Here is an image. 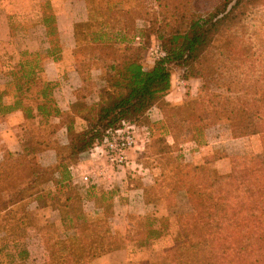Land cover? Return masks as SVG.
<instances>
[{
  "label": "rangeland",
  "instance_id": "obj_1",
  "mask_svg": "<svg viewBox=\"0 0 264 264\" xmlns=\"http://www.w3.org/2000/svg\"><path fill=\"white\" fill-rule=\"evenodd\" d=\"M27 1L0 0V16L7 10V12L11 13V18H13V29L10 30L7 41L2 43L0 47V92L4 91L8 97L7 100L10 103L20 101L22 107L31 108L35 111L36 107L43 103L39 93L44 88V83L52 84L53 89H83L81 96L91 94L93 89H102V91L107 89L109 85L103 68L96 62H86L81 51L75 46L72 54L74 62L68 61L63 69H59V74H57L59 78L53 77V80L49 82L42 74L38 78L39 81L30 85V92L27 95L23 92H17L16 84H23L24 82V79L21 78L22 74H17L20 64L33 60L36 55H39V57L36 59L35 64H40L43 68L46 62L44 48L36 51L35 45L31 47L22 42L23 39L24 41H29L28 39L32 35L39 36V32L35 29L37 22V15L34 10L35 5L32 7L31 4L34 0L29 3ZM254 1V5L250 7L252 12L250 20L246 21V24H249L246 28L247 33L257 34L255 45L260 49V51L257 50V59L259 60H255L252 52H250L247 61L254 63L255 71L252 74H256L259 77L257 78L259 82L264 85V0ZM120 2L125 10H130L129 25H132L135 29V32L132 35L130 34L127 39L135 36L136 39H133L131 45L134 49H137L136 54L140 57L143 68L145 70L151 69L157 61L165 57V52L162 48L163 43L157 38V31L160 28L163 16L160 14L155 0H120ZM198 3L200 4L198 6L199 9L202 11L204 3L202 0H199ZM111 4H114V1H111ZM24 32L29 34L27 39L23 37ZM66 48L64 45L63 49ZM90 48L92 47H85L87 52L91 51ZM118 54L123 57L127 56V54L122 52ZM30 56L33 57L30 58ZM35 64H31L30 70H33ZM237 65L241 64L237 63ZM209 66L213 70L208 68V79L205 86V83L198 78H187L185 69L181 65H170V90L180 93L183 96L182 100L174 102L177 103L174 104L171 100L166 99L170 93L169 91L145 115L139 118H126V122L136 125L138 129L137 145L138 148H141L139 152H130L132 155L131 157L129 156L130 164L125 169L127 171L128 186L127 184L124 186H119L118 184L109 190L104 188L92 190L91 188L94 187L91 184L92 182L84 184L80 180L81 175L91 172V170L110 167L105 156L100 153V149L95 150L100 144L81 154L72 162H68L65 159L69 151L65 153L59 152V154H65L62 156L65 161L57 162L55 154L47 152L46 149L50 147L53 149L59 148L60 150L61 147L67 145V139L59 132V124H53L50 120L44 121L40 119L38 123L33 119H28L25 124L14 129L17 130V135L13 134V136L7 137L9 131H6L8 128L6 117H0V204L8 201L9 197L12 199L26 197L28 201L39 197L38 206L39 208L41 207V209L35 208L34 211L30 212L24 204H21L20 206L15 205L6 211H1L0 247L9 244L8 239L1 232L13 228L15 224L20 230L19 224L21 223L22 227H24V220L26 219L29 225L31 224L34 234L40 235L38 238L35 237V246L38 247V257L43 260L41 245L44 242L57 243V240L61 239L60 236L63 235L71 236L67 239L71 244H78V239L72 236L73 232L67 231L68 229L65 226L62 228L56 222L57 219L74 218L81 216V213H83L89 216L88 221L106 223L107 219L110 220L113 215L117 216L118 214V216H126L125 232L117 233L120 234L118 237L120 239L119 248L129 246L133 251L129 258L131 261L128 264H162L164 255L161 254V247L164 244L161 246L156 243L155 248L151 247L153 246L152 244L144 249L146 254L150 256V260H142V255H139L137 259L134 257L136 256L134 252L139 250L137 246L143 240L141 237L148 231L147 219L156 218L149 215L143 216L144 209L142 206H139V208L138 206L133 207L130 203L126 206L119 205V197L130 202L136 201L134 197L137 194L129 193L131 188L139 186L141 189L146 187L145 197L151 202L161 204V219L166 221L167 236H169L168 238H163V243L172 245L175 227L171 224L176 222L177 218L179 219V217L191 212L185 191L180 190L181 187L176 183L177 177L182 180L179 170L183 171V167L202 169L204 172V169L209 170L210 179L208 181L204 177L206 175L203 172H198L192 179L183 178L186 182L193 185L190 187L198 196V201L205 203V198L214 192V189L209 187L210 182H219L225 177L217 175L210 169V165L215 160H220L219 158L222 157L228 158L231 171L233 159L259 155L262 151L263 139L261 137L249 140L244 143V146L241 144L240 147L236 146L237 143L225 144L231 134L233 136L240 134L239 130L242 121L238 114V108L234 106H236L237 102H242L243 99L240 89L243 85L241 82L243 78L239 76L240 70H231L227 65L225 69L228 67L229 71L225 70V73L222 72V79L218 84L215 81L217 75L214 72L215 69L213 65ZM194 67L196 69L197 66L194 65ZM53 73L55 74L56 72L53 71ZM244 80L243 82H245ZM233 82L234 84L230 86V83ZM5 84H7V87L4 90L3 86ZM79 85H81L80 88L78 87ZM226 89H232L236 92L237 99L233 100L234 94H227ZM98 106L99 104L97 107L90 109L87 107L73 109V112L75 111V113L82 116L85 124L83 122L82 124L79 123L78 120L75 123L72 116H66L65 123L72 127L73 137L82 133L89 123H95ZM207 117H209V125L202 130V124H199L198 121ZM187 123L196 125L194 128H189L186 125ZM148 131L152 133V140L150 135H148ZM5 132H7V135ZM171 134L176 138L175 144L172 145L169 144ZM185 145H190V150L185 148ZM10 146H15L14 152L9 150ZM19 146L21 152L15 151L19 149ZM23 149H26V157L22 154ZM186 149L189 150L188 152L191 155L200 156V159L192 162L190 158H187L186 153H181V151ZM36 150H42L43 157L41 153L37 158ZM201 155H204V158ZM46 164L51 165L52 168L48 169V172L45 173L46 175L34 177L33 180L30 176L32 169L37 171L38 166L43 167ZM64 166H69L70 171L76 169L75 176H73V179L71 178L70 186L59 192L58 186L53 181L55 178H52L51 173H54V169ZM60 171L58 170V173ZM175 173L179 175L175 177ZM150 175L153 177V183L150 180ZM61 178L57 180L60 181ZM28 179L38 180L39 184L30 186L27 182ZM149 186L150 188L147 189ZM140 194L138 193V195ZM129 196H132L133 199L128 198ZM219 197V194H213L215 202ZM66 201H68L67 204ZM106 226L109 227L111 232L112 229H117L118 225L112 221L111 223L108 222V225L106 223ZM92 231L93 229L90 227L87 229L89 234ZM96 231L100 234L103 232L101 226L96 227ZM99 237H102V235ZM99 243L101 242L97 241V243L92 244L100 246ZM4 255H6L5 252H3V258ZM210 262V250L203 247L183 252L180 264H210Z\"/></svg>",
  "mask_w": 264,
  "mask_h": 264
},
{
  "label": "trees",
  "instance_id": "obj_2",
  "mask_svg": "<svg viewBox=\"0 0 264 264\" xmlns=\"http://www.w3.org/2000/svg\"><path fill=\"white\" fill-rule=\"evenodd\" d=\"M84 1L88 18L87 22L74 28L76 48L81 51L86 62H96L103 68L109 86L101 93L94 124L89 123L87 128L75 137L72 127L67 125V145L60 150L50 147L45 149L54 152L57 162L65 161L62 157L65 154L59 152L69 151L65 159L72 162L99 145L106 132L126 121V118H139L148 113L159 99L170 91L169 66L172 64L181 65L187 78H198L205 86L208 68L213 70L209 65H213L215 69V81L218 84L225 70L229 71L228 67L225 69L227 65L231 70H240L239 76L243 78H240L243 84L240 88L243 99L234 106L238 108L242 121L239 133L243 136L261 137L262 151L259 155L237 157L236 161L233 159L229 175L219 182H210L209 187L214 189V192L205 198V203L198 201V196L190 187L193 185L183 178L192 179L198 172H203L208 181L209 170L204 169V172L202 169L183 167V171L179 170L182 180H179V174L175 173L176 183L181 187L180 190L185 191L191 212L177 218L172 245L163 251L162 264H180L183 252L203 247L210 250V264H264V85L259 82L256 74H252L255 71L254 63L247 61L250 52L255 60H259L257 50L260 49L255 45L257 34L247 33L246 28L249 25L246 21L250 20L252 12L250 7L255 1L202 0L204 9L200 11L199 0H155L163 16L157 38L163 43L165 57L148 70L143 68L140 57L136 54L137 49L131 45L135 36L127 39L135 32L133 26L129 25L130 10H125L120 0ZM111 1H114V4H111ZM45 8L47 7L44 6ZM46 11L42 24L51 45L41 49L44 48L45 59L55 60L60 47L57 43L53 15L51 10ZM85 47H92L91 51L87 52ZM119 52L127 56H120ZM38 57L39 55H36L33 60L20 64L17 74H22L24 82L16 84L18 93L27 95L30 85L39 81V76L43 74L40 64H35ZM237 63L241 65L236 66ZM31 64H35L33 70H30ZM194 65L197 66L196 69ZM233 84L234 82L230 83V86ZM6 87L7 84L3 86L4 90ZM54 90L52 84L44 83V88L39 93L43 103L39 104L35 111L22 107L20 101L10 103L2 91L0 117L21 112L25 120L38 118L49 121L58 118L60 112L53 98ZM226 93L234 94L233 100L237 99V93L232 89H226ZM198 123L202 124L204 130L209 125V117L199 120ZM186 125L194 128L196 124ZM151 134L148 131L152 140ZM171 135L175 144L176 138ZM22 151L26 157V149ZM41 153L42 150L35 151L37 158ZM68 168L69 166L58 167L51 173L52 178L62 177L60 181L53 179L59 192L70 186ZM58 170L61 171L58 173ZM46 172L48 169L38 166L37 171L32 169L30 176L33 179L46 175ZM33 180L28 179L30 186L39 184L38 180ZM214 193L220 196L216 202ZM25 199L26 197H9L8 201L0 204V212L28 200ZM34 200L39 202L40 198L36 197ZM88 217L81 213V216L60 220L62 228L65 226L67 231L75 233L78 244H71L66 239H59L57 243H45V264H89L119 249L120 239L112 235L106 226L109 219L106 223L93 222L88 221ZM147 220L148 231L141 237L143 240L137 246L139 250L167 236L165 220L160 219V226L157 228H154L157 219ZM98 225L102 228L101 234L96 231V227H100ZM89 227L93 229L91 235L87 232ZM100 235L102 237H99ZM97 241L101 242L100 246L92 244Z\"/></svg>",
  "mask_w": 264,
  "mask_h": 264
},
{
  "label": "crops",
  "instance_id": "obj_3",
  "mask_svg": "<svg viewBox=\"0 0 264 264\" xmlns=\"http://www.w3.org/2000/svg\"><path fill=\"white\" fill-rule=\"evenodd\" d=\"M31 2V0H28L27 3ZM32 7H34L35 14L37 15V22L35 24V29L36 31L39 32V36L37 37L36 35L30 36L28 39L29 41H24L22 40L25 45L33 46L35 45V50L38 51L41 49V47L48 48L49 45H51V41L49 38L46 37V29L42 24L44 14L48 10L51 14L53 15L54 18V26L56 29V34H57V40H58V45L60 47L59 50V55L58 57L53 60V59H46L45 65L43 66V76L46 77V79L50 82L52 81L53 77L56 79L59 78V69H63L65 66V63L68 61L74 62L73 61V49L76 46L75 43V38H74V28L76 25L83 24L87 22L88 18V12H87V6L84 0H34L32 3ZM44 6L47 8L44 9ZM12 21L13 18H11V13L4 11L3 14L0 16V47L2 46V43L7 41V36L9 35V32L11 29H13L12 26ZM29 34L25 33L23 34V37L27 39ZM36 36V37H35ZM21 42V43H22ZM67 47L66 49H63V46ZM56 72L55 74L53 73ZM81 85L78 87L80 88ZM83 89H55L53 92V98L55 100L57 109L60 112V116L58 118L51 119L50 121L53 122V124H59V132L61 135H64V137L67 139V123H65V118L66 116H72L73 120L76 121L78 120L79 123L82 124V122L85 124L82 116L78 115V113L73 112V109L76 108H95L97 105L100 103V98H101V93L102 89H93L91 94L81 96V92ZM183 96L178 94L177 92H174L173 90H170L169 95L166 97V99H169L174 102H180L182 100ZM177 104V103H174ZM74 113V114H73ZM7 122V129L6 131H9L8 136H13V134L17 135L18 132H16L19 126L25 124L26 120L21 112H16L11 114L10 116L5 118ZM36 122L39 123V119H35ZM77 123V124H79ZM14 131V132H13ZM7 132H5L6 134ZM7 135V134H6ZM254 138H260L259 136H243L241 134L239 135H230L228 142L225 144H230V143H237L236 146L240 147L241 144L244 146L245 142H248L249 140H252ZM170 145L174 143L173 139H170ZM191 145V144H190ZM190 145H185V148H188L190 150ZM193 146V145H191ZM18 147V146H17ZM15 146L9 147V150L14 152ZM20 146L19 149L15 150L17 152L20 151ZM141 148H138L137 150H133L132 152H139ZM186 149L185 151H181V153H186L187 158H190L192 162H195L196 160L200 159V156H196V154H192L188 152L189 150ZM208 149V148H207ZM47 152L52 153L54 155L53 151L47 150ZM229 152V151H227ZM131 153H129V156L131 157ZM43 153L41 156L43 157ZM249 155V154H248ZM202 158H204V155H201ZM225 157V156H224ZM209 158V157H208ZM220 160H215L212 165H210V169L216 173L217 175L221 176H226L229 171H230V166H229V161L228 158H219ZM44 169H50L52 168L51 165H44ZM75 170L72 169L70 171V168L67 169V176L70 181H72L73 176H75ZM93 177L96 179L93 181L91 184H93V188L100 190L104 188L105 190H109L110 188H114L116 185L119 184V186H124L127 184L129 185L127 181V171L123 170L122 172H115L113 169L110 167H101L100 169L96 170H91ZM151 176V175H150ZM59 177L57 176L55 180H57ZM72 178V179H71ZM81 180V179H80ZM150 180H152L153 183V177H150ZM155 181V179H154ZM156 183V181H155ZM154 183V184H155ZM153 184V185H154ZM152 186V185H151ZM146 187H143L140 189V187H133L131 188V192L133 194H137L135 198L136 201H127V200H122L121 197H119V205L126 206L128 203L134 206H142L144 209L143 216H150L154 217L157 220L155 221V226L154 228H157V226H160L159 220L162 218V209H160V205L158 202H151L145 197V189ZM150 186L147 188L149 189ZM92 189V188H91ZM139 189V190H138ZM133 190V191H132ZM138 193H141L138 195ZM123 195V194H122ZM121 195V196H122ZM128 198H132V196H129ZM95 199V198H93ZM118 199V197H117ZM94 202V201H92ZM91 202V203H92ZM37 201L35 200H27L24 201L21 204H24L27 207V210L29 209L30 212L34 211L35 208H39ZM89 203V204H91ZM17 204V206L21 205ZM87 204V203H86ZM92 205V204H91ZM14 207V206H13ZM13 209V208H12ZM159 213V214H158ZM58 214V213H57ZM59 217V214L57 215ZM125 218L126 216H115L113 215L112 218L109 220L111 223L117 224L118 226L116 227L117 229H112L111 234L114 236L119 237L120 234L117 232H122L125 230ZM57 223L60 224V219H57ZM172 223V221H170ZM13 224V223H12ZM15 224V223H14ZM20 230L16 227L17 225H13V228L7 229V231H2L1 233L6 236L5 238L8 239L9 244L3 247H0V264H45L46 263V252H45V242L42 243V256L43 260H40V257H38V247L35 246V237H40L39 234L35 235L33 228L29 225L28 220H24V227H22V224L20 223ZM172 226H176V222L171 224ZM125 232V231H124ZM74 238H77L75 233H72ZM60 236V235H59ZM71 237V236H70ZM70 237L68 236H60L61 240L62 239H69ZM169 237V236H165ZM163 237V238H165ZM163 238L157 240L155 243H153L152 248H155L158 243L159 245H163L161 247V254H163V251L170 247L171 245L167 243H163ZM78 239V238H77ZM157 243V244H156ZM3 252H5L6 255H4L3 258ZM139 252V253H138ZM38 253V254H37ZM136 256H134L136 259L139 255H142L143 258L142 260H150V256L146 254L144 249L138 250L137 252H134ZM37 256L35 257V255ZM133 254V251L131 247H122L119 248L116 251H113L111 253L106 254L105 256H102L100 258H97L90 262L89 264H128L129 261H131L129 258ZM147 255V256H146ZM8 259V260H7ZM36 260V261H35ZM41 261V262H40ZM150 262V261H149Z\"/></svg>",
  "mask_w": 264,
  "mask_h": 264
},
{
  "label": "built area",
  "instance_id": "obj_4",
  "mask_svg": "<svg viewBox=\"0 0 264 264\" xmlns=\"http://www.w3.org/2000/svg\"><path fill=\"white\" fill-rule=\"evenodd\" d=\"M137 130L136 125L122 121L106 132L100 146L95 149H100V153L105 156L108 165L115 172H122L127 169L130 164L129 153L138 149ZM80 179L84 184L96 180L92 172L81 175Z\"/></svg>",
  "mask_w": 264,
  "mask_h": 264
}]
</instances>
